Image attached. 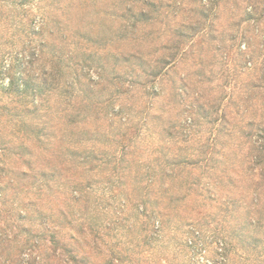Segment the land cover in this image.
<instances>
[{
    "label": "rangeland",
    "instance_id": "rangeland-1",
    "mask_svg": "<svg viewBox=\"0 0 264 264\" xmlns=\"http://www.w3.org/2000/svg\"><path fill=\"white\" fill-rule=\"evenodd\" d=\"M131 1L0 0V264L21 263L30 253L36 257V253L45 251L49 236L44 224L64 239L67 232L75 231L62 224L59 212L66 210L69 202L68 191L63 189L65 179L75 171L68 169L70 163L64 161V153L75 147L68 141L57 151L61 142L51 147L47 140L45 144L54 152L48 154L39 146L33 129L26 126L23 130L19 123L22 109L39 100L37 85L43 79L42 67L49 66L57 49L70 70L82 79L85 92L72 85L78 98H90L86 90L91 82L101 81L97 74L100 66L106 68V93L97 97L102 100L111 96L113 100L100 104L97 111H89L103 119L98 125H87L84 131L98 127V133L75 150L94 158L101 168L102 160L109 161L106 171L93 172L96 177L92 180L130 178L132 173L127 174L125 168L116 173L111 170L120 158L135 165L139 177H144L147 164L161 163L166 157L181 155L197 163L192 178L199 186L191 194L195 207L189 219L194 222V243L185 247L186 230L192 227L182 226L173 233V222H166L154 248L164 251L170 262L157 258L149 264H254L264 252V167H259L258 152L245 137L249 132L252 140H260L254 147L264 153V0ZM125 7L130 10L122 13ZM122 36L128 39L116 38ZM131 36L137 39L132 41ZM117 46L118 51L136 46L150 54L147 61L133 59L117 65L113 57L119 53ZM31 53L34 63L29 65L26 60ZM156 67L161 68L158 84L150 82L149 77L148 86L161 88L160 101L144 97L143 91L135 88L131 96L134 101L116 95L120 86L127 88L136 76L146 79L147 72ZM13 80L28 82L27 95L6 89ZM198 95L202 97L196 102ZM148 100L151 103H146ZM203 102L204 113L199 108ZM126 106L132 109L130 113H126ZM13 108L14 115L10 116L9 109ZM113 111L120 114L114 116ZM146 112L149 120L142 126ZM206 112L207 118L202 117ZM253 114L257 116L255 126L247 127V119ZM182 122L192 129H183ZM169 126H176L172 128L175 137L189 139L180 145L184 150L177 152V148L163 145L164 140H172L167 136ZM26 148L44 156L30 160L32 168L23 162L29 158ZM214 150H221V156L212 153ZM59 152L62 158H56ZM46 159L54 164L51 187L55 192L44 187L40 193L32 181L34 176L40 178L36 176L40 170L51 171ZM205 164L213 168L206 169ZM19 213L27 217L24 224V219H18ZM118 215L120 211L106 217ZM22 225L40 234L33 231L29 237ZM122 228L117 225L101 242L117 243L115 249L126 255L125 244L131 237ZM6 236H17L12 256L5 248L10 245ZM33 246L35 252L30 250ZM100 250L99 263L108 253L103 243ZM38 262L35 260V264Z\"/></svg>",
    "mask_w": 264,
    "mask_h": 264
},
{
    "label": "trees",
    "instance_id": "trees-1",
    "mask_svg": "<svg viewBox=\"0 0 264 264\" xmlns=\"http://www.w3.org/2000/svg\"><path fill=\"white\" fill-rule=\"evenodd\" d=\"M125 10L130 9L125 7L121 9V12L124 13ZM116 38L120 40L128 39L126 36ZM130 39L134 41L137 38L131 36ZM61 40L64 42L62 38ZM115 49L117 50L118 46ZM129 49L128 51L117 50L119 53L113 55L117 65H120L122 62H130L133 59H135L134 61L140 62L144 59L147 61L149 52L137 49L136 46H133V48L130 47ZM58 51L57 49L53 52L52 57L49 59V66L42 67L43 79L40 85H37L39 86L37 89L39 100L37 99L22 109L23 113L19 123L23 130L26 126L29 130L33 129V135L36 137L39 146L48 154L52 151L48 146H54L55 144L53 143L55 142H61L59 147L56 148L57 151H61L64 146L63 143H67L68 141L72 147H75L73 150L71 149L64 153V161L70 163L68 169L75 171L68 175L67 179H65L66 183L63 186V189L68 191L66 192V194L68 193V197L66 195V198L69 200L67 209H59L62 224L65 227H69L70 230L75 229V231L74 233L67 232V238L64 239L58 231L49 230L44 224V228L49 236V240L46 238V244L44 246L46 250L36 253V257H33L30 253L29 258L22 259L23 262L21 263L10 262V264H35V260H39L38 264H149L157 258H163L165 261L170 262L165 257L167 254L164 251H159L154 247L160 242L166 222H173L171 226V232L173 233H176L182 226L192 227L186 230L185 247L189 248L194 243L192 239L196 236L193 229L194 222L189 219H192V212H194L195 207L191 194H195V186H199L198 181L192 178L193 168L197 165L196 161L181 155L172 156V159L166 157L161 163L153 165L147 164L145 166L144 177H139L136 175L139 170L134 168L136 166L128 164L125 158H120L118 165H114L111 170H114L116 173L117 171H122V168H125L128 171L127 174H133H131L130 178H127L126 175V178L118 177L115 180L111 178L92 180L91 177H96L93 175V172L106 171V166L109 161L102 160L103 163H101V166L103 165L104 167L101 168L100 165L95 164L96 162L92 160L94 158L89 159L75 150L82 146L84 141L94 140L93 133H98V127L93 128L94 130L92 131H84V127L87 125H98V121L103 119L97 112L90 115L89 111H97L101 108L100 104L113 100L111 96H108V99L102 98V100L97 97L98 93L99 95L106 93L107 78L104 79V70L106 68L100 66L97 74L101 78V81L91 82L92 84L86 90L87 92L90 91V98H86L84 95L78 98L77 89L75 92V88L72 85L75 84L78 89H83L82 79L76 72L70 70L69 63L63 61L64 55L61 53V50L59 53ZM32 55L34 53H31V57L26 60L29 65L34 63V60H30ZM158 61L164 62L163 58H159ZM160 69L156 67L154 71H148V77L146 76V79L136 76L132 80L133 83L129 84L127 88L120 86V90L116 91V95H122L128 101L130 99L132 100L133 97L131 96H134L133 90L135 88V90H142L145 94L144 97H150L160 101L161 88L156 86L154 90L151 86H148L149 77L152 79L150 82L155 84L161 74ZM28 75L26 74L27 77ZM24 80H26V77ZM27 84L28 82L26 81L19 82L18 80H13L9 84V87L6 86V89L9 92H16V95L25 96L27 95ZM81 91L85 92L84 89ZM128 97L131 98L128 99ZM196 97L198 98H194L195 101L199 102L202 96L198 95ZM146 103H151V101L148 100ZM205 105L204 102L199 104V108H203L202 113L205 112ZM146 107L143 108L145 109ZM127 108L126 113L132 111L131 108ZM159 109L161 112H164L162 107ZM14 111L15 108L9 109L10 116L14 115ZM137 111L139 112L140 109ZM202 113L201 116L207 118L208 113L206 112V115ZM26 114L31 115L30 119L25 118ZM112 114L117 116L120 113L113 111ZM262 116L264 117V115ZM125 120H128V118L125 117ZM148 120L146 112L145 117L141 119L142 126H146ZM160 120L163 121V116H160ZM256 120V114L250 115L247 119L246 126L254 127ZM130 123L133 124L132 122ZM179 124L183 129H192V125H188L186 122ZM174 127L176 126L172 128ZM172 128L169 126L167 134L172 140H164L163 145L169 149L177 148V152L182 151L184 149L180 145H183V142H188L189 139L186 136L175 137L176 135ZM122 135L125 136L126 134L124 133ZM250 135L249 132L245 133V137L250 139L252 148H255L258 152L257 157H260L259 160L261 163L259 167L263 169V150L259 149V147H254L260 140H252ZM47 140L49 141L48 146L45 144ZM124 145L127 146L126 144ZM67 152L70 153L68 154ZM25 153L29 158H27L28 161L23 159V162L31 168L30 160H35L40 157L44 158L40 153L36 154L27 148L25 149ZM212 153L221 156V150H214ZM52 154L54 155L53 151ZM58 157L62 158V152L57 154L56 158ZM56 158L54 157V159ZM223 158H225L224 155ZM244 158L247 157L245 156ZM45 161L48 163L47 167L52 172L50 170L47 172L45 169H42L40 170L41 172L36 173V176L39 175L40 178H35L34 176V181L32 182H35L38 186L37 192H43L44 187L49 192H55L51 187L54 181V178H52L54 177L53 172H55V168H52L54 164H50L48 159ZM221 164L224 165L223 162ZM205 167L209 170L213 168V166L210 167L208 164H205ZM223 167L227 168L226 165ZM247 168L251 167L248 166ZM220 171L224 174V170ZM205 176L208 177V175ZM216 177L217 179L219 178L218 176ZM213 200L215 199L213 198ZM75 207L78 209H75ZM118 211H120L121 215L110 217V219L106 217L110 212L112 215H115ZM38 213L41 212L38 211ZM181 213L184 215V219H181ZM18 216V219H24L23 224L27 221V217L24 214L19 213ZM52 223L56 225L55 222ZM125 223H128V225L125 226ZM117 225L126 228V232L123 228L122 231L125 232V235L131 237L126 242L127 245L125 244L127 248L126 255L120 254L122 250L115 249L117 243L109 244L104 241L101 242L102 237L110 234L111 230H114ZM22 227L24 231L28 232L29 237L33 236V231L35 230L30 228L25 229L23 225ZM22 227L20 226L21 230H23ZM35 232H37V235L40 234L38 231ZM6 239L10 242V245L5 248L9 251L8 254L12 256L13 252L11 247L16 243L17 236H13L12 238L6 236ZM30 239L28 238L26 242ZM135 239L137 240L135 241ZM102 243L107 246L108 253H106L105 258H102V262L99 263L98 261L101 260L99 256L103 253L100 250ZM177 244L181 245V242L177 241ZM34 247L30 248V250L35 252ZM222 249H224V244ZM225 253L223 252L222 255L226 256ZM154 255L159 256L156 257ZM261 257L263 258L262 260ZM255 263L264 264V252L261 251L260 256L256 257ZM190 264H193V262H190Z\"/></svg>",
    "mask_w": 264,
    "mask_h": 264
}]
</instances>
